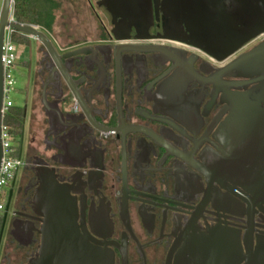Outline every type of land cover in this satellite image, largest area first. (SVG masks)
Wrapping results in <instances>:
<instances>
[{"label": "flooded vegetation", "instance_id": "af4514ba", "mask_svg": "<svg viewBox=\"0 0 264 264\" xmlns=\"http://www.w3.org/2000/svg\"><path fill=\"white\" fill-rule=\"evenodd\" d=\"M98 2L108 24L97 17L96 30L55 48L67 79L41 55L40 97L45 85L59 115L50 124L41 104L25 158L21 128L0 264H11L6 238L15 264L38 254L44 170L106 264H264V102L245 101L264 56L256 70L233 65L264 43V0H144L143 26Z\"/></svg>", "mask_w": 264, "mask_h": 264}, {"label": "water", "instance_id": "95a60500", "mask_svg": "<svg viewBox=\"0 0 264 264\" xmlns=\"http://www.w3.org/2000/svg\"><path fill=\"white\" fill-rule=\"evenodd\" d=\"M211 1V0H210ZM13 0H2L0 10V54L5 27L9 26L13 30L37 39L43 46L45 54L59 66L62 77L66 78L65 71L60 67V58L65 55H59L50 39L40 31L35 25L21 24L16 21H9L12 11ZM98 5H102L113 16V18L122 14L137 19L135 22L142 25L141 16L145 13L150 16L151 7L145 5L144 0H99ZM170 21V25H175ZM143 28V27H142ZM262 30L250 34L244 40L254 37ZM241 43V42H240ZM237 48V46H236ZM259 56H264V43L254 48L251 52L241 55L234 63L236 68H250L256 70L255 60ZM261 68L258 71H264V58L261 60ZM64 78V79H65ZM258 82L251 92L247 95L246 102L259 103L264 102V76L252 80ZM2 65L0 62V125H1V107H2ZM40 97V95H39ZM40 103L44 107L45 115L51 124L53 119L59 115L56 106L47 101L45 95V85L42 87ZM2 155L0 141V160ZM45 171V172H44ZM43 173L36 175L39 179V186L33 197V208L36 215L40 216V245L35 258L27 264H106L103 261L101 253L89 244V238L81 236L77 232L75 223V204L69 195L65 186L60 185L52 171L44 170ZM7 213L3 215V221L0 228V240L4 229ZM221 231L222 228L214 229ZM239 248L236 244L235 248Z\"/></svg>", "mask_w": 264, "mask_h": 264}, {"label": "rangeland", "instance_id": "374dc122", "mask_svg": "<svg viewBox=\"0 0 264 264\" xmlns=\"http://www.w3.org/2000/svg\"><path fill=\"white\" fill-rule=\"evenodd\" d=\"M56 2L57 5L54 10L55 20L51 31L36 26L46 34L56 49L58 46L66 48L75 40L88 35L86 33L96 30L98 28L97 17L108 24V15L104 9L96 6L97 0H56ZM1 6L2 0H0V10ZM27 38L28 42H12L15 61L9 68L10 74L15 82L9 93V99L12 102V106L25 108L22 126L24 130L22 158H25L29 130H31L29 135L36 136L37 138L40 132L39 127H41L40 81L37 68L44 48L37 39L30 36H27ZM11 139H13L12 144L17 147L20 142V136L11 135ZM16 174L17 186L22 174L21 167L17 170ZM13 203H11V206H13ZM8 225L9 218L5 223L1 247ZM135 230L139 233L141 232L140 227L137 225L135 226ZM8 240L6 238V242L9 243L6 250L9 252L11 264H15L18 256H14V254L17 253L18 247ZM21 258L24 259V256L22 255Z\"/></svg>", "mask_w": 264, "mask_h": 264}, {"label": "built area", "instance_id": "2783aa9c", "mask_svg": "<svg viewBox=\"0 0 264 264\" xmlns=\"http://www.w3.org/2000/svg\"><path fill=\"white\" fill-rule=\"evenodd\" d=\"M9 21H14L12 17V11L9 16ZM14 30L7 26L4 29L0 62L2 65V77H3V88H2V107H1V125H0V141L2 155L0 160V210L3 209L5 201V190L4 187L7 182L13 177L14 171L19 168L22 164L20 156L16 154L17 147L12 144L11 134L9 133V127L3 123V116L7 112L8 108L12 106V102L9 99V93L14 85V79L10 74V66L15 61L14 47L12 45L11 35ZM74 109L76 108L75 103L73 104Z\"/></svg>", "mask_w": 264, "mask_h": 264}, {"label": "trees", "instance_id": "16d2710c", "mask_svg": "<svg viewBox=\"0 0 264 264\" xmlns=\"http://www.w3.org/2000/svg\"><path fill=\"white\" fill-rule=\"evenodd\" d=\"M56 0H13L12 17L14 21L21 24H31L47 31H51L55 20L54 10ZM12 42H28L27 36L17 31L11 35ZM24 107L10 106L3 116V123L9 127V133L19 137L23 126ZM18 154V150H16ZM2 215H0V228Z\"/></svg>", "mask_w": 264, "mask_h": 264}]
</instances>
